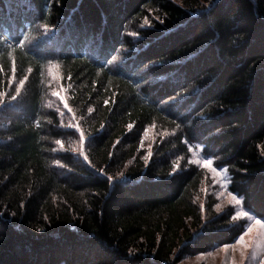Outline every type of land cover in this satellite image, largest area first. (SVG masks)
<instances>
[{
	"label": "trees",
	"instance_id": "16d2710c",
	"mask_svg": "<svg viewBox=\"0 0 264 264\" xmlns=\"http://www.w3.org/2000/svg\"><path fill=\"white\" fill-rule=\"evenodd\" d=\"M0 101V264L231 244L246 220L188 144L264 217V0H0Z\"/></svg>",
	"mask_w": 264,
	"mask_h": 264
},
{
	"label": "rangeland",
	"instance_id": "374dc122",
	"mask_svg": "<svg viewBox=\"0 0 264 264\" xmlns=\"http://www.w3.org/2000/svg\"><path fill=\"white\" fill-rule=\"evenodd\" d=\"M50 76L52 78V82H56L58 80L56 75V70L51 67ZM56 92V91H55ZM57 96L52 94L51 103L57 102L55 99ZM59 101V98H57ZM60 102V101H59ZM152 138L150 137V140ZM151 145V144H150ZM192 153V162L200 167L207 168L214 180V195L217 198V202L215 208L217 211L222 210L227 206H232L236 210V213H241V215L237 216L238 218H243L246 220V227L249 223H252L253 230L251 233L244 235V244L236 243V238L231 244H228V247H215L209 252L198 254V255H186L180 264H264V240L260 239L257 236V226H255L254 221L248 219L242 215L244 212H247L242 203L237 205L234 202L230 203L231 197L229 196V186H230V175L226 168L225 172H223V178L228 182V186H222L223 181L217 173L213 172V168H217L219 171L220 168L214 165V159L204 155L203 147L196 145L190 146ZM205 160L208 161L207 165L205 164ZM219 205V208L217 207ZM252 213H250L251 215Z\"/></svg>",
	"mask_w": 264,
	"mask_h": 264
},
{
	"label": "snow or ice",
	"instance_id": "6c2138e0",
	"mask_svg": "<svg viewBox=\"0 0 264 264\" xmlns=\"http://www.w3.org/2000/svg\"><path fill=\"white\" fill-rule=\"evenodd\" d=\"M45 28H47V25L44 26ZM20 46L22 47L23 46V41H20ZM113 59H115V57H113ZM13 72H15V60L13 59ZM27 79V77H25L24 79H21L20 80V86H23L24 85V82L25 80ZM16 91L17 93L20 92V87H17L16 88ZM54 96H57L60 101L63 102V107L68 111V112H71V108H69L68 106V103L65 99V97L63 95H61V93L59 91H56L53 93ZM12 99H15V97H12ZM2 102V101H0ZM77 130H79V124H75L73 125ZM179 127V125H178ZM80 140L83 142L85 140V137H84V134L83 132H80ZM57 143H60V141H57ZM84 159L87 160L88 157L85 155L84 156ZM208 161L205 160V164L207 165ZM101 173H104V170L101 169L100 170ZM226 169H223V168H220L219 171L217 170V168H213V172L217 173L218 176H220L221 180L223 181V184L222 186L224 187H227L228 186V182L226 180H224L223 178V172H225ZM106 175V178L109 180V181H114L115 178L113 177H110V176H107L106 173H104ZM118 175H122V174H118ZM229 196L231 197V200H230V203L231 202H234L235 204L239 205L242 203V199L239 198V194H233L232 192H229ZM219 208V205L217 206ZM237 216L241 215V213H236ZM242 215H244L245 217H248L249 220L251 221H254V224L255 226L257 225H264V217H257L256 215L254 214H251L249 212H244ZM253 224L252 223H249L248 226H247V229L246 231L243 232V234H240L238 236V239H236V243H240V244H244L245 243V240H244V235L248 234V233H251L252 230H253ZM257 236L262 239L261 237V234L257 231ZM264 240V239H262ZM225 247H228V245H225Z\"/></svg>",
	"mask_w": 264,
	"mask_h": 264
},
{
	"label": "clouds",
	"instance_id": "9594fccd",
	"mask_svg": "<svg viewBox=\"0 0 264 264\" xmlns=\"http://www.w3.org/2000/svg\"><path fill=\"white\" fill-rule=\"evenodd\" d=\"M257 231L261 234L262 239H264V225H257Z\"/></svg>",
	"mask_w": 264,
	"mask_h": 264
}]
</instances>
